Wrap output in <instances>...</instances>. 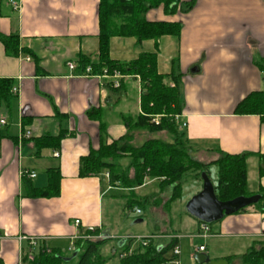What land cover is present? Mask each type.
I'll use <instances>...</instances> for the list:
<instances>
[{
  "label": "crops",
  "instance_id": "obj_1",
  "mask_svg": "<svg viewBox=\"0 0 264 264\" xmlns=\"http://www.w3.org/2000/svg\"><path fill=\"white\" fill-rule=\"evenodd\" d=\"M99 2L18 0V8L14 9L10 0H0V34L15 35L19 48L16 55H9L0 42V78L9 79L11 88H17V92L10 90L9 97L0 101V119H5L0 124V264H26L29 238L61 253L63 249L71 252L74 240L90 236V227L97 228L101 236L119 240L124 237L121 245L131 250L133 241L127 240L131 238L128 229L120 230L124 216L117 212V196L126 198L122 205L125 215L140 214L137 204L143 202L150 204L163 221L167 220L164 208L174 202L168 200L170 190H161L154 178L128 187L118 181L111 184L107 172L78 175L79 159L99 146L100 127L107 142L115 140L127 132L120 116L136 115L140 110L138 76H103V71L85 73L82 67L83 58L97 61ZM144 17L178 21L180 33L139 42L131 36H111L109 57L127 62L141 52H155L157 70L168 74L164 82L177 86L181 103L178 121L185 123L184 127L178 124V130H182L192 157L211 163L209 172L214 168L216 173L212 162L220 155L244 154L247 192L264 193V119L255 113L235 111L238 102L250 92L264 90V0H194L185 11L166 15L157 7L148 9ZM68 62L75 67L69 69ZM171 72L177 76L175 81ZM115 80L118 89L113 85ZM130 94L132 111L126 106ZM119 106L120 110H114ZM150 133V137L163 140L169 137L165 131ZM59 134L62 137L56 148L36 147V138ZM115 161L132 176L129 157ZM49 168L58 169L59 194L28 196L22 171H34L36 175L30 183L41 188L47 184ZM192 176L195 187L187 198L202 187L197 184L198 177ZM150 180L157 183L158 192L140 195L138 191ZM112 190L119 192L107 198ZM105 200L108 218L103 211ZM175 200L180 201L181 196ZM263 204H251L224 215L209 226L210 234L205 239H241L242 248L264 240ZM134 208L140 212L135 213ZM182 211L193 230L191 235L196 236L202 221L186 209ZM74 219L79 220L77 225ZM142 222L138 218L134 223ZM161 232L167 235H151L156 247L164 246L160 240L156 242L159 238L178 243L180 233H167L164 225ZM228 255L224 248H218L208 256L225 259ZM112 260L117 263L116 258Z\"/></svg>",
  "mask_w": 264,
  "mask_h": 264
},
{
  "label": "trees",
  "instance_id": "obj_2",
  "mask_svg": "<svg viewBox=\"0 0 264 264\" xmlns=\"http://www.w3.org/2000/svg\"><path fill=\"white\" fill-rule=\"evenodd\" d=\"M194 0H100L98 6L100 31L98 34L97 61L90 62L81 59L82 67H91V73L113 71L123 75H136L140 79L139 112L136 115H121L120 118L126 127V133L119 138L107 142L100 127L99 146L90 149L87 155L79 159L78 175H98L107 172L111 184L123 182L128 187L139 186L145 178L158 180L160 189L170 190L169 202L180 197L181 182L187 173H193L200 178V173L208 175L211 163L205 164L194 159L190 147L186 144L183 133L179 132L175 116L181 113V103L176 84L164 82L168 74L160 73L156 66L155 52H141L136 58L127 62H118L109 57L108 40L111 36H131L136 41L145 39L157 40L164 35L178 36L180 23L170 20H147L144 13L151 8L161 7L166 15L190 8ZM0 42L9 55H16L19 51L18 39L15 35L0 34ZM171 78L175 81V75ZM111 85V84H110ZM120 86V85H119ZM118 89V86L116 87ZM114 89V88H113ZM11 82L0 78V101L9 97ZM236 113H255L264 119V90L250 92L242 98L235 107ZM154 117L158 120L155 122ZM145 129L150 132L165 131L178 136L163 140L157 137L145 138L138 145L132 144L133 130ZM62 134L57 136H41L36 138V147L59 145ZM119 157H129L128 168L133 174L129 177L116 163ZM217 168L216 182L213 185L215 196L220 201L231 200L238 196H250L247 192L246 166L244 154L224 153L212 162ZM47 184L41 188L31 185L30 179L23 177L27 195L31 197H53L59 194L60 175L58 169L49 168ZM258 201L264 202V193L261 192ZM242 208L241 210H244ZM90 236H97V228L89 232ZM152 239V238H151ZM151 239L140 245L137 251H129L128 245H119L109 248L108 258L104 256L106 243L111 238H78L73 242V249L69 255L59 250L49 248L41 242L36 247L29 246V257L26 264H107L111 258L117 259V264H170L173 256H166L172 250L175 241L165 246H154ZM131 241V238L127 239ZM257 248L250 247L241 254L242 264H264V240L253 242ZM73 252L76 254L72 257ZM107 252V253H108ZM120 252H128L119 257ZM69 257V259H65ZM230 264L231 256L224 257Z\"/></svg>",
  "mask_w": 264,
  "mask_h": 264
},
{
  "label": "rangeland",
  "instance_id": "obj_3",
  "mask_svg": "<svg viewBox=\"0 0 264 264\" xmlns=\"http://www.w3.org/2000/svg\"><path fill=\"white\" fill-rule=\"evenodd\" d=\"M133 95L130 94L128 97V104L126 105L127 108L130 109V111H132L134 103H133V99H132ZM122 106L116 107L115 109H121ZM123 111H126L128 109L126 108H122ZM184 129V128H182ZM149 132V134H148ZM179 132H182L179 131ZM133 139H132V144L138 145L139 143H141L146 137L149 138L151 136L152 133H150L149 130L147 131H143L141 132V130L139 131V129H135L133 130ZM169 137L165 138L167 140H170L174 138V136H178V134L176 133L175 135L168 133ZM150 135V136H149ZM162 135V134H161ZM122 163L125 162V160L121 161ZM37 173L42 174V172H40L41 170H36ZM192 173H187L185 178L182 180L181 182V200H174V202L170 203L168 206H166V208H164V211L167 213V220L163 221L162 219L159 218V215L155 212H153L151 210V205L150 204H145V203H139L137 204V206L139 207L141 213L140 214H134L133 212H129L128 215L124 214V208H122L123 205V201H126L122 199V196H117V200H115L116 202V207H117V212L119 211V213L121 212L122 215L124 216V220H121V224H120V230H124V229H128L127 233L128 235H130L133 244L131 246V250L133 251H137V249L139 248L141 244V238L143 237H150L153 233H158L160 235H167L166 233L161 234V227L164 225L166 227V231L168 232H174V233H180V239L178 240V243L176 245L179 246L180 249V257H179V262L180 264H195V261L193 259V255H194V250H196L197 246L199 244H204V246L206 247V249L204 251H199V252H203L208 254L209 256H212L213 252L215 250H217L218 248H224L226 250L227 253H230L231 256V262L230 264H242V260H241V254L245 251H247L250 247L253 248H257L258 244L256 243H252L249 246L242 248L241 245V239H205L199 236H192V232L193 230H191V226L190 224L185 221V213L182 211L185 210V204L188 201L189 198H187L191 191L194 189L195 187V183L193 181L192 178ZM209 179H211V181H213V183H215L216 181V173L214 171V168H212L209 172ZM199 183L202 184V180L201 177L197 179V184ZM119 192V191H115L112 190L110 192H108L106 194V197L109 198V194H114ZM158 192L157 189V183L153 180H150L148 182V184L145 186V188L140 189L138 191V193L140 195H144V194H156ZM253 205L255 206H260L261 202L258 203H253ZM181 208V209H180ZM104 213H106V217L108 218L110 216L108 209V204H106V200L104 201ZM142 219L143 222L142 223H134L136 219ZM212 223H209V226H211ZM110 238V236H107V238ZM115 237V236H114ZM124 238V237H123ZM152 238V239H151ZM111 238V240H113L110 244L111 245H107L105 246V250L106 252H104V256L107 257L108 254L110 252L109 248L111 246H113V248L115 247V241L119 240L120 238ZM152 243L154 242L155 238H153V236L150 237ZM160 240L161 242L164 243V246L167 245L169 243V240H167L166 238H159L156 239V242ZM240 241V242H239ZM147 242H149V238L147 240ZM256 242V241H254ZM160 245V244H159ZM155 246V245H154ZM108 252V253H107ZM62 254H66L69 255L70 252L66 249H63ZM166 256L171 257V249L168 250ZM109 257V256H108ZM107 257V258H108ZM114 258V257H113ZM107 264H117L114 260H112V258L110 257V259L108 260Z\"/></svg>",
  "mask_w": 264,
  "mask_h": 264
},
{
  "label": "water",
  "instance_id": "obj_4",
  "mask_svg": "<svg viewBox=\"0 0 264 264\" xmlns=\"http://www.w3.org/2000/svg\"><path fill=\"white\" fill-rule=\"evenodd\" d=\"M202 187L199 192L192 195L185 204L186 211L196 219L204 223H213L221 219L224 215L240 211L242 208L258 202L259 194L250 196H238L231 200L220 201L216 198L213 184L205 172L200 173ZM264 208V204L262 206ZM124 241L119 240L118 244ZM76 254L73 252L72 257ZM65 259H69L66 257ZM195 264H227L226 259H210L206 253L195 252L193 255Z\"/></svg>",
  "mask_w": 264,
  "mask_h": 264
},
{
  "label": "built area",
  "instance_id": "obj_5",
  "mask_svg": "<svg viewBox=\"0 0 264 264\" xmlns=\"http://www.w3.org/2000/svg\"><path fill=\"white\" fill-rule=\"evenodd\" d=\"M10 3H11V5H12V7H13L14 9L18 8V4H19V3H18V0H10ZM67 67H68L69 69H72V68L75 67V64H74L73 62H68V63H67ZM84 71H85V73H91V67H90L89 65L85 66ZM106 74H107V72L104 70V71H103V76H107ZM112 75H113L114 77H116V78L119 77V73H118L117 71H113ZM113 85H114V86H117V85H118V82L115 80V81L113 82ZM11 91H12V92H17V88L12 87V88H11ZM178 117H179L178 115L175 116V120H176V122H177V125L179 124V127H184V126H185V123H184V122H179V121H178ZM154 120H155V122H157L158 118H157V117H154ZM3 123H5V119H4V118L0 119V124H3ZM26 134H28V132H27ZM54 155L57 156V155H58L57 152H54ZM35 175H36L35 172H34V171H31V170H23V171H22V177H26V178H28V179H32V178H34ZM106 176H107V173H106ZM134 212H135V213H139L140 211H139L138 208H134ZM78 223H79V220H78V219H74V224L77 225ZM88 229H89L90 231L93 230L92 227H90V228H88ZM209 234H210L209 224H208V223L201 222V224H200V226H199L198 233L196 234V236H199V237H202V238H206ZM88 237H89V238H92V237H93V238H102V237H107V236L97 235V236H88ZM2 238H3V236L0 234V240H1ZM148 238H150V237H144V238H141V239H140V240H141V244L145 246V244L147 243ZM37 243H38L37 239L29 238V246H30V247H32V248H33V247H36V246H37ZM72 248H73V245H72V247H70V250H71ZM204 248H205L204 245H202V244H201V245H198L197 248H196V250H195V252L203 251ZM129 251H131V250H129ZM127 253H128V252H120L119 257H123V256H125ZM171 254H172L173 258H172L170 264H180V262H179V258H178L179 255H180V249H179V246H178V245L175 244V245L173 246V248H172V250H171ZM29 255H30V254H29Z\"/></svg>",
  "mask_w": 264,
  "mask_h": 264
}]
</instances>
